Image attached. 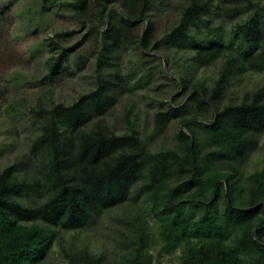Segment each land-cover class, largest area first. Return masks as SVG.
<instances>
[{"label":"trees","instance_id":"16d2710c","mask_svg":"<svg viewBox=\"0 0 264 264\" xmlns=\"http://www.w3.org/2000/svg\"><path fill=\"white\" fill-rule=\"evenodd\" d=\"M154 3L96 0L89 19L101 40L94 85L72 102L39 99L30 109L39 125L29 149L0 170V264H44L62 231L97 225L106 215L124 225L117 256L107 260L72 242L62 248L72 264H164L165 256H177L175 264H264V167L246 168L264 132V0H187L158 40ZM39 6L41 13L75 9L79 21L90 15L88 0ZM215 6L231 19L242 17L229 41L205 19ZM140 22L146 25L137 37ZM202 24L208 30L198 36L193 29ZM163 44L190 52L194 72L220 66L213 78L192 71L180 77L185 99L161 106L152 131L163 135L177 121L178 146L153 150L132 108L125 129L107 115L126 82L111 59L120 48L147 56ZM49 47L59 50L46 60L44 81L53 82L68 63V48L53 36ZM252 71L262 83L239 100L231 97L232 79Z\"/></svg>","mask_w":264,"mask_h":264},{"label":"rangeland","instance_id":"374dc122","mask_svg":"<svg viewBox=\"0 0 264 264\" xmlns=\"http://www.w3.org/2000/svg\"><path fill=\"white\" fill-rule=\"evenodd\" d=\"M88 1V20L79 21L74 16L75 9L58 11L52 7L41 13L40 0H0V170L29 149L30 140L39 125V120L30 109L39 99L47 102L51 98L72 102L81 92L94 85L96 55L101 48V40L99 31L89 28V19L97 11L96 0ZM186 2L187 0H155L152 10L156 25L154 40L161 38L178 21L182 4ZM4 7L7 10L2 14ZM244 17L247 18V15H243ZM205 19L211 22V27L224 40L229 41L234 36V24L242 17L231 19L215 6ZM145 25L146 22L136 25L137 37L143 33ZM207 27L202 24L201 30L194 27L193 31L201 36L207 32ZM52 36L68 48V63L53 82L44 81L48 71L46 60L52 53L59 51L56 47L55 51L49 47V38ZM190 54L168 44H163L159 51L149 52L147 56L134 46L117 49L111 60L113 67H120L123 81L126 82L123 87H117L120 96L107 110L110 121L118 129H125L126 111L132 108L130 116L138 114L139 129L144 137L149 138V145L153 150L177 147V134L180 130L177 121H173L163 135L152 133L156 112L161 106L167 108L169 102L178 105L185 99L186 95L179 84L181 76L192 71L197 77L209 75L213 78L220 66V63L212 64L199 67L194 72ZM143 57L148 59L145 67L140 64ZM108 68L110 70L112 67ZM147 69L150 70L149 73ZM262 81L263 75L248 72L232 79L228 94L239 100ZM10 105L19 106L15 110H8ZM262 167L264 132L258 149L246 160L249 171ZM105 217L103 222L82 230L62 231V242L54 245L44 264H72L62 250L63 246L69 247L72 242L74 248L87 244L92 250L104 253L107 260L115 258L123 247L119 231L124 225L114 216ZM175 263H178L177 256H165L164 264Z\"/></svg>","mask_w":264,"mask_h":264}]
</instances>
